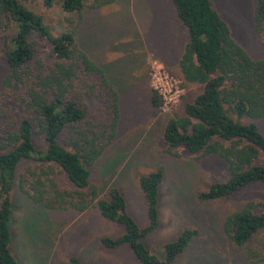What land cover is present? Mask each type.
I'll return each instance as SVG.
<instances>
[{
  "label": "trees",
  "instance_id": "1",
  "mask_svg": "<svg viewBox=\"0 0 264 264\" xmlns=\"http://www.w3.org/2000/svg\"><path fill=\"white\" fill-rule=\"evenodd\" d=\"M84 0H42L65 14L82 17ZM120 0H95L97 9ZM187 36L177 61L182 81L200 92L183 104L181 115L170 117L162 130L172 155L185 149L195 159L216 156L226 165L227 177L199 193L201 201L220 200L250 185L264 184V58L251 59L231 38L229 29L209 0H170ZM70 24V23H69ZM78 26V25H77ZM252 28L264 46V0L252 9ZM76 28L52 34L41 16L19 0H0V59L7 74L0 82V264H19L13 244L11 190L16 188L40 207L76 214L95 208L100 217L121 227L116 238L102 237L106 249L128 246L139 264H169L196 236L184 229L163 246V258L149 253L142 239L158 225V187L161 168L139 179L146 220L140 228L127 214L122 193L113 187L100 197L88 179L91 167L115 135L118 120L117 82L120 76L96 65L79 46ZM49 45L45 64L34 59L39 42ZM89 103H99L106 118L93 121ZM153 108L161 106L152 92ZM18 109L17 117L12 111ZM35 141L41 144L36 147ZM222 227L238 248L245 246L249 263H264V246L246 245L264 232V202L253 199L227 215ZM83 264L71 256L66 262Z\"/></svg>",
  "mask_w": 264,
  "mask_h": 264
},
{
  "label": "rangeland",
  "instance_id": "2",
  "mask_svg": "<svg viewBox=\"0 0 264 264\" xmlns=\"http://www.w3.org/2000/svg\"><path fill=\"white\" fill-rule=\"evenodd\" d=\"M19 1L41 16L52 34L77 27L79 46L96 65L106 67L113 76L123 74V83L117 82L114 87L118 93L115 135L91 167L88 181L98 189L100 197L110 187L118 189L127 214L142 228L147 220L139 179L162 169L158 225L142 239L149 253L162 260L163 246L174 241L184 229H191L196 236L169 264H264L249 263L245 246L235 247L222 227L224 218L244 203L253 199L264 202V184L250 185L220 200L201 201L197 198L199 193L227 177L225 163L212 155L195 159L185 149L176 150L174 156L163 143L166 121L181 115L183 104L200 92L199 86L185 84L177 69L187 36L176 20L170 0H120L97 9L91 8L95 0H84L79 23L76 14H65L56 4L46 8L42 0ZM255 1L209 0L226 23L231 38L251 59H261L264 46L252 28ZM34 59L45 64L53 61L46 42H39ZM7 72L5 61L0 59V82ZM157 74L165 77V89L171 90L175 101L165 104L161 100L156 109L150 103V95L157 85L152 76ZM17 111H12L14 118ZM87 114L94 122L106 118L99 103H89ZM256 123L264 136V123ZM3 128L0 120V135ZM40 144L35 141L36 147ZM11 201V250L19 264H55L66 262L71 256L83 264H139L128 246L106 249L99 244L100 238H116L122 230L100 217L95 208L81 214L71 209L46 210L27 200L16 188L11 190ZM248 244L262 248L264 232Z\"/></svg>",
  "mask_w": 264,
  "mask_h": 264
},
{
  "label": "built area",
  "instance_id": "3",
  "mask_svg": "<svg viewBox=\"0 0 264 264\" xmlns=\"http://www.w3.org/2000/svg\"><path fill=\"white\" fill-rule=\"evenodd\" d=\"M153 78V84L156 83L157 85L154 86L155 93L159 96L160 100H163L165 104H171L175 101V96L172 94L170 89H165V86L167 87L165 77L159 76L157 74L156 76H152ZM164 81V83H163Z\"/></svg>",
  "mask_w": 264,
  "mask_h": 264
}]
</instances>
